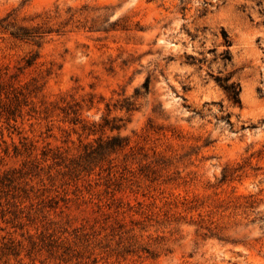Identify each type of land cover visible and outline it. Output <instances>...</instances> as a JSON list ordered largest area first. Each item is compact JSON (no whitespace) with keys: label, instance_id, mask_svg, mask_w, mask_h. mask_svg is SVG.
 <instances>
[{"label":"rangeland","instance_id":"1","mask_svg":"<svg viewBox=\"0 0 264 264\" xmlns=\"http://www.w3.org/2000/svg\"><path fill=\"white\" fill-rule=\"evenodd\" d=\"M0 178V264H264V0H0Z\"/></svg>","mask_w":264,"mask_h":264},{"label":"trees","instance_id":"2","mask_svg":"<svg viewBox=\"0 0 264 264\" xmlns=\"http://www.w3.org/2000/svg\"><path fill=\"white\" fill-rule=\"evenodd\" d=\"M7 20H4L2 22H6ZM10 27H13L12 23H8L4 28L5 29H9ZM45 33H47L46 31H41V29L38 28H19L17 30V32H13L11 33V35L18 40H32V41H36L38 37H41L42 35H44ZM222 35L225 41V45L227 47H230L232 45L229 36L227 34V32L225 30H222ZM226 56L228 59H230V53L229 51H226ZM37 58V56L33 57L31 59V61L29 62V64H32V61L35 60ZM217 82L218 84L223 88V90L226 92L230 102L235 105V106H242V101L240 98L241 92H242V88L239 82L236 81H232L231 77L228 78H217ZM150 79H147L146 82L143 85V88L145 90V94L149 93L150 91ZM137 97L139 98L141 96L140 91L137 90L136 92ZM126 110L128 112L131 111H135L136 110V106L135 103H130L128 104V107L126 108ZM122 119H118V118H114V119H109L108 117L103 118V124L99 125V128L101 131H104L106 129H109L111 131H119L122 128V125L118 124L120 122H122ZM98 143L100 145H104L106 146L105 148L108 151H112V152H116L118 150H123L126 148V146H128V140L125 138H122L120 136H113V137H109L106 141H104L103 139H98ZM5 179L0 178V193L3 190V188H6V184H5ZM225 181V180H223ZM245 208L247 209H252V210H257V208L259 207L258 202L254 199V196H250L248 198H246L245 204H244ZM243 205H241L240 207H242ZM257 221V219L253 220V223H255ZM220 239H223L222 237H220Z\"/></svg>","mask_w":264,"mask_h":264}]
</instances>
